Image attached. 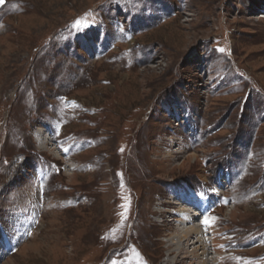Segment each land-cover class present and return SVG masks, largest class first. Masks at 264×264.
I'll return each mask as SVG.
<instances>
[{
    "label": "rangeland",
    "instance_id": "rangeland-1",
    "mask_svg": "<svg viewBox=\"0 0 264 264\" xmlns=\"http://www.w3.org/2000/svg\"><path fill=\"white\" fill-rule=\"evenodd\" d=\"M177 201L264 264V0H4L0 264H170Z\"/></svg>",
    "mask_w": 264,
    "mask_h": 264
},
{
    "label": "bare ground",
    "instance_id": "bare-ground-1",
    "mask_svg": "<svg viewBox=\"0 0 264 264\" xmlns=\"http://www.w3.org/2000/svg\"><path fill=\"white\" fill-rule=\"evenodd\" d=\"M189 168V164L183 165ZM201 196V195H200ZM194 197H198L194 195ZM180 209L179 213L180 220H173L178 223V229L174 238L167 243L166 250L168 252L170 264H185L186 260H202L200 264H231L233 257L230 259L225 256L224 248L227 242L219 239L220 233L214 230V227L218 224L210 219H205V216H209L212 212L208 213V205L206 203H198L200 207L199 210L193 208L186 203H180V201L175 202ZM174 214V212H171ZM201 223H195V220L200 218ZM205 220L210 221L209 224H205ZM190 226L189 228H187ZM205 228L209 229L210 239L206 240L204 236L206 235ZM193 237H195L192 242ZM209 243V245H208ZM212 250L215 257L209 259L210 251Z\"/></svg>",
    "mask_w": 264,
    "mask_h": 264
},
{
    "label": "snow or ice",
    "instance_id": "snow-or-ice-1",
    "mask_svg": "<svg viewBox=\"0 0 264 264\" xmlns=\"http://www.w3.org/2000/svg\"><path fill=\"white\" fill-rule=\"evenodd\" d=\"M4 3V0H0V4H3ZM221 51H223V50H221ZM210 223V221H208V220H205V224H209Z\"/></svg>",
    "mask_w": 264,
    "mask_h": 264
},
{
    "label": "water",
    "instance_id": "water-1",
    "mask_svg": "<svg viewBox=\"0 0 264 264\" xmlns=\"http://www.w3.org/2000/svg\"><path fill=\"white\" fill-rule=\"evenodd\" d=\"M3 4H4V3H3ZM3 4H0V7H1Z\"/></svg>",
    "mask_w": 264,
    "mask_h": 264
}]
</instances>
